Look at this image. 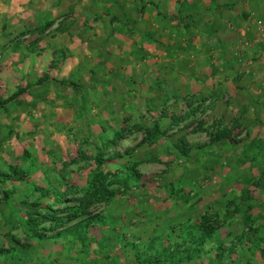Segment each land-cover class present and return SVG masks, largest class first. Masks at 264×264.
Masks as SVG:
<instances>
[{"label": "rangeland", "instance_id": "obj_1", "mask_svg": "<svg viewBox=\"0 0 264 264\" xmlns=\"http://www.w3.org/2000/svg\"><path fill=\"white\" fill-rule=\"evenodd\" d=\"M131 1L0 17V264H144L207 218L220 244L191 264H264V24L247 0L188 26Z\"/></svg>", "mask_w": 264, "mask_h": 264}, {"label": "crops", "instance_id": "obj_2", "mask_svg": "<svg viewBox=\"0 0 264 264\" xmlns=\"http://www.w3.org/2000/svg\"><path fill=\"white\" fill-rule=\"evenodd\" d=\"M72 2L73 0H0V17L4 18L3 22H7L8 24H15L16 22H21L26 19V15H31L32 18L35 17V21L27 22L28 20L23 21L24 25L29 23L39 24L40 16L51 18L54 17L51 12L48 11L49 6H54L59 2L63 4V2ZM148 2H143L140 0L131 1V5L135 7V9L139 8L138 19L143 17V10L152 9L156 10L159 14V17L172 20L177 24V26H183L193 24L196 25L200 23L197 19L208 17L212 18L218 17L221 18L222 11L227 13L229 7L233 4H239L237 0H227L226 2H221L219 0H179L171 8V4L167 3V6H163L162 0H147ZM234 1V2H233ZM36 3V4H34ZM121 5V4H120ZM246 7L248 9V19L250 20V24L254 25L255 22L264 24V0H247ZM166 10V12H164ZM256 10H262V16L260 17L259 12ZM173 11V12H169ZM221 11V12H218ZM24 13V14H23ZM22 14V15H21ZM249 14L252 16L250 17ZM40 17V18H39ZM188 17V18H185ZM186 19V21L184 20ZM191 18H196V20H192ZM142 19V18H141ZM137 20V19H135ZM190 20V21H188ZM209 20V19H208ZM216 20V19H215ZM136 23V21H133ZM139 23V22H138ZM189 23V24H188ZM258 25V24H257ZM185 29L189 30L188 27ZM187 30H184L186 32ZM183 31V28H182ZM204 33V31L202 30ZM254 32V27H253ZM200 33V30L198 31Z\"/></svg>", "mask_w": 264, "mask_h": 264}, {"label": "trees", "instance_id": "obj_3", "mask_svg": "<svg viewBox=\"0 0 264 264\" xmlns=\"http://www.w3.org/2000/svg\"><path fill=\"white\" fill-rule=\"evenodd\" d=\"M177 121V120H176ZM173 123L175 122V118H173ZM164 132H161L157 127L153 129V137L158 136H164ZM126 135L124 134V130L122 132H118L114 135L113 139L109 142V146L115 147L118 145V143L124 139H126ZM177 149L181 151L184 155H186V152L181 149L180 145H177ZM96 162L99 166H103V161L101 160L100 156L96 158ZM95 185L99 188L101 187V182L98 180H95ZM102 195H99V197L102 199L105 196V191L101 192ZM97 197L98 194H95ZM94 196V197H95ZM93 197V198H94ZM51 219V216L45 215L41 217L40 219H36L35 216L32 213H28L26 218L23 221V224L25 225L26 232L31 235L36 233V229L38 225L49 221ZM206 218H204L205 220ZM207 221H203L201 224L202 227L200 228H190L182 226L179 231L172 230L170 233H168L165 236V242L167 245L162 246L161 250L159 252H155L156 256L149 257L146 261H144V264H191L195 262L198 258L201 257L202 254H204V249L206 248L207 244L210 242H215L220 244V241L218 239L219 235V228L216 227V229H212L208 226V223L212 220L206 219ZM51 221V220H50ZM104 219H101L99 217L93 218L90 222L87 223H79L73 226V228L70 231H73L76 227L82 228L83 226L87 229L89 226H99L105 225ZM77 228V229H78ZM76 229V230H77ZM177 237L178 243L175 239H173V236ZM45 237V236H44ZM37 239H43V237H37ZM48 239V238H47ZM52 239V238H51ZM186 240V242H182ZM161 239L154 238L151 239L150 242V249H154L156 245L161 244ZM180 241V242H179ZM181 243V244H180ZM187 244V245H186ZM158 246V247H159ZM157 248V247H156ZM217 251L220 252H227L228 254H232V249L230 250H223V247L220 245L217 247ZM216 251V252H217ZM208 255L210 253H207ZM216 258H223V253L221 255H217Z\"/></svg>", "mask_w": 264, "mask_h": 264}]
</instances>
